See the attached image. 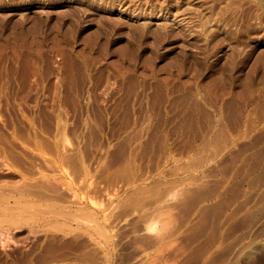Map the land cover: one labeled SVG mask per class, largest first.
<instances>
[{"label": "rangeland", "instance_id": "obj_1", "mask_svg": "<svg viewBox=\"0 0 264 264\" xmlns=\"http://www.w3.org/2000/svg\"><path fill=\"white\" fill-rule=\"evenodd\" d=\"M178 261L264 264V0H0V264Z\"/></svg>", "mask_w": 264, "mask_h": 264}, {"label": "bare ground", "instance_id": "obj_2", "mask_svg": "<svg viewBox=\"0 0 264 264\" xmlns=\"http://www.w3.org/2000/svg\"><path fill=\"white\" fill-rule=\"evenodd\" d=\"M22 192V191H21ZM31 193V192H30ZM22 195V194H21ZM29 195V194H28ZM32 195V194H31ZM43 196V195H42ZM6 197V196H5ZM26 197V196H25ZM44 197V196H43ZM3 198V197H2ZM45 198H46V196H45ZM8 200V199H7ZM17 203H20V202H17ZM9 204V203H8ZM22 204H24V203H22ZM19 205V204H18ZM25 205H27L26 203H25ZM4 206V205H3ZM9 206V205H8ZM13 206V205H12ZM24 206V205H23ZM27 206H29V205H27ZM10 207V206H9ZM4 208V207H3ZM2 208V209H3ZM7 208V207H6ZM13 209V208H12ZM23 209V208H22ZM25 209V208H24ZM16 213V212H15ZM4 214V213H3ZM10 215V214H9ZM19 215V214H18ZM17 216V215H16ZM7 217V216H6ZM7 220H8V217H7ZM9 220H11V219H9ZM158 237V236H157ZM164 238V237H163ZM155 239V238H154ZM153 239V240H154ZM161 240V239H160ZM158 242V241H157ZM167 243V242H166ZM154 244V243H153ZM163 245V244H162ZM181 248V247H180ZM179 248V249H180ZM177 249V248H176ZM186 249V248H185ZM181 251V250H180ZM183 253V252H182ZM181 253H179V255H180ZM176 255V254H175ZM156 256V255H155ZM155 258H157V257H155ZM173 258V257H172ZM177 258V257H176ZM152 259H154V258H152ZM158 259V258H157ZM190 259V258H189ZM192 259V258H191ZM155 260V259H154ZM153 260V261H154ZM174 260H175V258H174ZM159 262H161V261H159ZM168 262V261H167ZM209 262H210V260H209ZM244 262V261H243ZM249 262V261H248ZM164 263H165V261H164ZM178 263H179V261H178ZM245 263V262H244ZM149 264V263H148ZM180 264V263H179ZM211 264V263H210ZM222 264H224V263H222ZM243 264V263H242ZM250 264V263H249Z\"/></svg>", "mask_w": 264, "mask_h": 264}]
</instances>
